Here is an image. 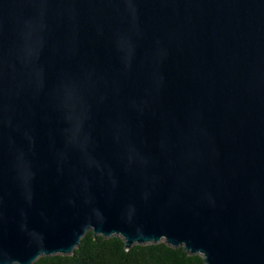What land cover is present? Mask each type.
<instances>
[{"label":"water","instance_id":"obj_1","mask_svg":"<svg viewBox=\"0 0 264 264\" xmlns=\"http://www.w3.org/2000/svg\"><path fill=\"white\" fill-rule=\"evenodd\" d=\"M89 231L264 264V0H0V264Z\"/></svg>","mask_w":264,"mask_h":264},{"label":"trees","instance_id":"obj_2","mask_svg":"<svg viewBox=\"0 0 264 264\" xmlns=\"http://www.w3.org/2000/svg\"><path fill=\"white\" fill-rule=\"evenodd\" d=\"M34 264H205L199 255H190L184 247L174 248L166 242L134 245L126 249L120 236L105 238L86 233L70 256H43Z\"/></svg>","mask_w":264,"mask_h":264}]
</instances>
